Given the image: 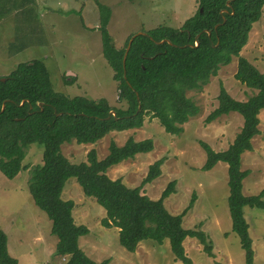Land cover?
<instances>
[{
  "label": "trees",
  "instance_id": "trees-1",
  "mask_svg": "<svg viewBox=\"0 0 264 264\" xmlns=\"http://www.w3.org/2000/svg\"><path fill=\"white\" fill-rule=\"evenodd\" d=\"M94 2L99 12L102 55L112 70L117 100L123 108L111 107L104 99L60 94L54 90L42 61L18 63L8 75L0 76V172L8 179L15 178L28 169L22 162L29 146H43L42 164L30 170L28 190L34 205L51 222V234L57 239L55 255L65 259L64 264H109L108 259L91 260L79 247V239L88 235L89 229L75 224L74 202L62 199L65 184L71 178L86 197L93 198L105 211L101 227L117 229L119 245L126 251L134 253L143 241L162 245L167 240L174 259L191 264L183 243L186 238H193L206 255L213 257L212 244L202 231L182 227L183 217L193 207L194 194L180 214L171 215L163 202L175 193V181L169 182L155 201L141 192L160 177L164 159L149 166L136 188H128L120 179L107 176L111 167L151 152V139L136 142L129 138L122 146L110 142L108 154L102 160L92 149L86 162L78 164L70 163L62 155L61 146L71 142L94 145L112 132L140 129L147 116L157 119L166 133L180 135L183 124L199 113L186 93L199 90L210 77L216 76L221 66L236 58L235 80L255 93L246 101H237L220 84L217 107L204 122L210 124L223 115L237 113L242 127L226 150L214 151L204 142H199V146L205 153L202 171H209L220 162L227 166L231 230L239 239L245 264H253L252 240L243 209L264 210V190L258 195H243V180L250 172L241 169V155L252 151L251 141L259 134L258 116L264 111V75L240 52L253 24L261 18L264 0H198L196 13L179 29L160 26L145 32V36H136L124 64L132 36L123 48H114L106 30L110 11L98 0ZM161 41L164 43L159 44ZM64 79L66 84L73 81ZM0 264H17L8 254L7 237L2 230Z\"/></svg>",
  "mask_w": 264,
  "mask_h": 264
},
{
  "label": "rangeland",
  "instance_id": "rangeland-1",
  "mask_svg": "<svg viewBox=\"0 0 264 264\" xmlns=\"http://www.w3.org/2000/svg\"><path fill=\"white\" fill-rule=\"evenodd\" d=\"M98 2L110 11L106 30L116 49L123 48L129 36L160 26L179 29L198 9V0ZM50 7L56 10V16L48 27L29 28L46 34L44 44L36 46L24 39L23 44L31 46L15 53L19 44L7 49L5 37L10 34L7 32L3 36L0 30V38H4L0 43L1 76L8 75L18 63L39 60L46 66L56 92L68 97L104 99L111 107L123 108L117 100V84L112 79V70L102 55L99 12L94 0H52ZM40 13L45 12H33L34 20L28 22L29 26L43 24ZM17 32L22 36L30 30ZM21 40L17 41L21 43ZM240 56L264 75V9L259 21L253 24ZM236 70L237 59L232 58L227 66L219 68L216 76L210 77L206 85L186 93L198 106L199 113L183 124V132L178 136L166 133L157 119L147 116L140 129L112 132L94 145L71 142L61 146L62 155L70 163L78 164L86 162L87 153L92 149L98 160H102L108 154L110 142L122 146L129 138L136 142L151 139V152L111 167L107 176L112 180L120 179L128 188H136L146 177L149 166L164 159L160 177L145 185L141 192L155 201L167 184L175 181V193L163 202L171 215L180 214L194 194L193 207L183 217L182 227L202 231L212 244L213 257L203 252L196 239L186 238L183 245L191 264H245L239 239L231 230L227 166L220 162L211 170L202 171L205 153L199 146V142H204L214 151L226 150L242 127V119L237 113L223 115L210 124L204 122L217 107L220 84L237 101H246L255 93L235 80ZM64 78L73 81L66 84ZM258 117L259 134L251 141L252 151L241 155V169L250 172L242 184L245 196L258 195L264 190V111ZM43 150L42 145H30L22 162L28 169L20 171L15 178L8 179L0 172V230L7 237L8 254L17 264L65 263V259L55 255L57 239L51 234L50 220L34 205L28 190L30 170L42 164ZM62 199L74 202L75 224L89 229V234L79 239V247L91 260L101 262L108 259L109 264H182L174 259L167 240L162 245L143 241L134 253L122 248L118 242V230L100 225L105 211L93 198L83 194L74 178L66 182ZM243 211L252 240L253 264H264V210L245 207Z\"/></svg>",
  "mask_w": 264,
  "mask_h": 264
},
{
  "label": "crops",
  "instance_id": "crops-1",
  "mask_svg": "<svg viewBox=\"0 0 264 264\" xmlns=\"http://www.w3.org/2000/svg\"><path fill=\"white\" fill-rule=\"evenodd\" d=\"M51 2L52 0H0V30L1 33L3 32V36L7 32L10 34L8 37H5L7 49L18 43L19 45L15 48V53L23 52L25 49H28V46H31H24V39H27L30 44H36V46L46 42V34L42 35L37 29L29 28L46 29L48 27V23H51L53 17L56 16V10L50 7ZM34 11L45 12L43 14L40 13V17L44 20L43 24H40L39 27L28 25V22L34 20ZM20 29H28L30 32L19 36L17 30ZM18 39H22L21 43L17 41ZM1 42H4V38H0Z\"/></svg>",
  "mask_w": 264,
  "mask_h": 264
},
{
  "label": "water",
  "instance_id": "water-1",
  "mask_svg": "<svg viewBox=\"0 0 264 264\" xmlns=\"http://www.w3.org/2000/svg\"><path fill=\"white\" fill-rule=\"evenodd\" d=\"M224 21H225V20H224ZM138 35H144V36H145L146 34H145V33H138V34L133 35V36L130 38V40H129V42H128V45H127V48H126L125 53H124L123 64H124V62H125V57H126L128 51H129V49H130V46H131V43H132L133 39H134L136 36H138ZM163 43H164V41L159 42V44H163ZM168 43H169V42H168ZM196 46H197V43H196ZM22 104H23V103H22ZM39 106H41V104H39ZM3 110H4V107H2V112H3ZM139 110H140V108H139ZM111 114H112L113 116H115L114 112H111Z\"/></svg>",
  "mask_w": 264,
  "mask_h": 264
}]
</instances>
